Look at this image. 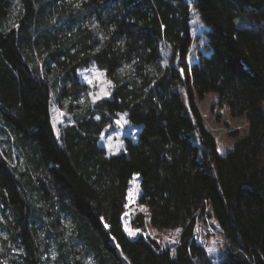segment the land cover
Returning <instances> with one entry per match:
<instances>
[{"label":"trees","instance_id":"1","mask_svg":"<svg viewBox=\"0 0 264 264\" xmlns=\"http://www.w3.org/2000/svg\"><path fill=\"white\" fill-rule=\"evenodd\" d=\"M191 4L209 46L193 64ZM160 40L172 45L165 66ZM90 63L113 82L95 102L76 75ZM182 75L190 115L172 89ZM213 91L249 123L224 155L196 102ZM52 92L69 113L58 137ZM263 105L264 0H0V262L122 264L118 247L130 264H215L194 235L210 209L229 245L219 264H264ZM120 113L141 127L108 155L99 138ZM134 176L151 225L181 229L174 252L143 235V213L131 221L142 234H126Z\"/></svg>","mask_w":264,"mask_h":264},{"label":"rangeland","instance_id":"2","mask_svg":"<svg viewBox=\"0 0 264 264\" xmlns=\"http://www.w3.org/2000/svg\"><path fill=\"white\" fill-rule=\"evenodd\" d=\"M252 20V9H246L240 14L238 23L240 25H247ZM190 25L192 42L189 51V62L190 64H193L201 53H209L208 38L206 34L208 26L203 21L193 4H191ZM160 50L163 58L161 66H165L170 61L172 45L165 40H160ZM173 65L176 66V62H173ZM76 75L80 84H82L81 90L83 100L88 99L91 102H95L110 96L113 89V82L108 78L106 72L99 68L95 63L80 67L77 69ZM61 81L63 83V80ZM172 89L180 96L186 112L190 115L188 107V87L183 75L182 79ZM57 95L58 94L55 92L51 93L50 112L51 123L54 132L58 137L61 126L66 122H69V113L67 108L61 106L58 102L59 98ZM217 98L218 94L213 91L207 93L203 98L197 96L196 102L201 110L206 126L215 137L219 154L224 155L234 147L239 137L245 136L248 133L249 123L245 117L232 116L227 106L221 107L215 104ZM62 100H68V98H62ZM140 127L141 125L134 124L130 121L127 113H120L115 125L105 127L99 138V143L108 155L126 151L128 139L132 138L133 141H135ZM191 139L192 142L198 146V157L204 164L206 170L213 176H216V166L213 161L203 158L201 144L195 131L192 132ZM12 156L14 159L18 158L15 147L12 149ZM138 177L139 176H134L129 183L126 211L123 215L124 230L128 237L132 239H135L142 234L141 231L132 227L131 221L136 214L143 213L147 225V230L143 235L157 240L162 247L169 248L171 252H174L179 242L181 229L158 230L151 225L148 209L139 203L140 182ZM194 235L198 242L204 245L208 253L215 258V264H219L218 260L226 253L229 245L217 227L216 220L210 214V209L203 217L196 221ZM116 249L121 263L130 264L127 255L119 250L118 247ZM85 262L86 264H91L89 259ZM0 264L14 263L5 261L0 262Z\"/></svg>","mask_w":264,"mask_h":264}]
</instances>
